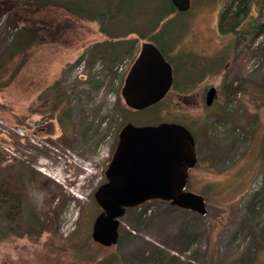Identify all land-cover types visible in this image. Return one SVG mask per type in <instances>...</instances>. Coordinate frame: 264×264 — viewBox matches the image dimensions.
<instances>
[{
	"label": "rangeland",
	"instance_id": "1",
	"mask_svg": "<svg viewBox=\"0 0 264 264\" xmlns=\"http://www.w3.org/2000/svg\"><path fill=\"white\" fill-rule=\"evenodd\" d=\"M0 1L18 14L0 15V62L23 41L17 17L39 30L38 43L0 69V182L23 193L20 216L0 213V264H264V7L251 1L242 26L221 35L219 13L230 0H190L154 31L148 22L162 0H128V20L104 27L61 7ZM115 1H96L92 14ZM163 23L173 28L170 59L203 72L191 74L188 90L129 111L119 97L124 75ZM118 43L113 61L98 56ZM57 94L63 101L54 109ZM167 122L195 141L186 190L203 198L205 215L150 201L125 210L114 247L94 243L101 213L94 193L106 181L118 131Z\"/></svg>",
	"mask_w": 264,
	"mask_h": 264
},
{
	"label": "water",
	"instance_id": "2",
	"mask_svg": "<svg viewBox=\"0 0 264 264\" xmlns=\"http://www.w3.org/2000/svg\"><path fill=\"white\" fill-rule=\"evenodd\" d=\"M177 13H185L190 0H168ZM124 75L119 97L125 109L143 112L161 102L172 84L171 67L153 43L143 42ZM215 89L205 92L210 107ZM104 172L105 183L94 193L101 213L94 219L91 238L105 248L118 241L119 221L125 210L147 202L166 203L203 217L205 202L186 190L187 173L196 164L195 141L181 125L159 123L138 127L124 124Z\"/></svg>",
	"mask_w": 264,
	"mask_h": 264
},
{
	"label": "trees",
	"instance_id": "3",
	"mask_svg": "<svg viewBox=\"0 0 264 264\" xmlns=\"http://www.w3.org/2000/svg\"><path fill=\"white\" fill-rule=\"evenodd\" d=\"M33 2V5L31 7H34V11H39V9L47 8L49 6H57L61 7L63 9H66L70 12L73 17L76 18H96L100 19L101 25L104 27L106 25H110L112 23H116V21L119 20H128L127 17L129 13L132 11L130 8L124 7V3H126L128 0H116L114 4L110 7H105L103 10L101 9L99 13L97 14V17L92 14L91 6H94L93 3H95L98 0H31ZM92 1V2H90ZM253 0H230V4L225 6L219 13L218 18V32L221 35H231L235 33L240 26H242V22L245 20V18L248 15L250 6L252 4ZM259 7H264V0H256ZM159 7L156 8L150 15V20L148 24L150 25L151 30H155L158 28V26L162 23V21L167 18L168 16L173 15L175 12V9L168 0H162L161 4L159 3ZM15 8L12 6L9 2L0 1V15L2 13H11L15 16H18L17 12L14 10ZM20 19V23L22 24V28L25 31L23 35V41L26 40V35L29 37L28 42L23 43V41H19L20 44L14 43V46H11L8 48V57L7 61L0 62V69H2L4 66H7L9 63L14 61V58H16L17 55L24 53L29 47H31L36 42L38 43L39 38V30L37 26H30L31 28L26 27V23L30 22L28 21L29 18L27 16H24V18L21 19V17H17ZM32 19V18H30ZM19 22V21H18ZM161 29L154 35V37H151L149 41L153 43L158 51L161 53L162 57L165 59L167 63L172 65L173 68V74H174V80L172 82V89L175 90H188L183 85L188 86L191 84L190 77L191 74H194V71H198L199 66L197 63H194L192 61H180L179 57L171 60L168 56L169 52H171V47L174 44V37H173V28H168L164 23ZM49 25H47V28ZM50 27H52L50 25ZM51 29V28H48ZM258 29L264 31V27L260 26ZM26 30L28 32L26 33ZM53 30V29H52ZM54 31V30H53ZM52 31V33H53ZM20 40V38H19ZM23 43V44H22ZM117 47V48H116ZM116 47H113L110 49V51L102 50L97 51L98 56H102L107 58L109 61H113V59H116L118 51L121 49L122 45L117 44ZM7 64V65H6ZM203 69H200L197 73H201ZM122 79V77H121ZM187 86V87H188ZM57 94L56 96H53L52 98V105L54 106V109H56L58 106L61 105L63 101V97L61 95ZM148 110V109H146ZM125 114H128L126 110H123ZM8 182V183H6ZM6 182H0V213L2 216H6L8 219L12 220L13 216H20L22 205H23V193L19 188L17 190L12 189L11 182L7 180Z\"/></svg>",
	"mask_w": 264,
	"mask_h": 264
},
{
	"label": "flooded vegetation",
	"instance_id": "4",
	"mask_svg": "<svg viewBox=\"0 0 264 264\" xmlns=\"http://www.w3.org/2000/svg\"><path fill=\"white\" fill-rule=\"evenodd\" d=\"M187 11V10H186ZM176 12V11H175ZM155 46V45H154ZM158 50V49H157ZM159 52V51H158ZM161 54V53H160ZM164 59V58H163ZM170 65V64H169ZM170 67H171V74H172V82H173V80H174V74H173V68H172V65H170ZM183 86H185V85H183ZM186 86H188V85H186ZM171 88H172V86H171ZM171 88H170V90H171ZM205 94V93H204ZM205 97V96H204Z\"/></svg>",
	"mask_w": 264,
	"mask_h": 264
}]
</instances>
